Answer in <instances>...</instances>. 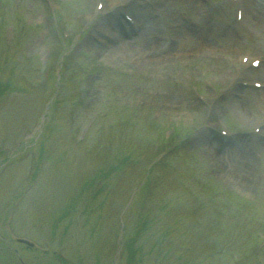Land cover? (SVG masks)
<instances>
[{
	"label": "rangeland",
	"instance_id": "rangeland-1",
	"mask_svg": "<svg viewBox=\"0 0 264 264\" xmlns=\"http://www.w3.org/2000/svg\"><path fill=\"white\" fill-rule=\"evenodd\" d=\"M119 1L0 0V264H264V0H133L137 33Z\"/></svg>",
	"mask_w": 264,
	"mask_h": 264
},
{
	"label": "bare ground",
	"instance_id": "bare-ground-1",
	"mask_svg": "<svg viewBox=\"0 0 264 264\" xmlns=\"http://www.w3.org/2000/svg\"><path fill=\"white\" fill-rule=\"evenodd\" d=\"M125 1H127L130 5L134 4L133 1H131V0H125ZM244 1H245V4H244V6H245L244 15L247 17L248 20H249L250 16L255 18L256 15L253 13L252 6H250L248 4V2L246 4V0H244ZM118 9L119 8H117V10ZM113 13L114 12H110L108 14L106 13L107 14L106 16H108V18H106V21L108 22L109 26L110 25L114 26V24H115V22L112 20V17H111ZM139 20H140V25H142L143 24V20H141V18ZM146 23H148V21ZM141 41H142V39H141ZM141 41H138L137 44H135V45H133L131 47L129 46V42L127 44L128 45L127 53H129V54L131 53V56H132V53H133L134 56L137 55L138 59H134V61L140 62V64L146 63V62H149V61H152V60L162 61V60H165V59H169L171 57L172 53H173V51L170 53V55L162 53V54H160L159 58L156 59V58H154L155 55L148 54L147 51L145 50V47H146L145 43L146 42L143 43ZM189 41H192V38ZM88 43H90V45H93V46H98L99 45V44L95 43V41L93 39H91ZM173 46H174L173 43L165 42V43L161 44L160 47H161V50H165V49L168 50V49H170ZM205 47H206V45H205ZM126 48H127V46H126ZM102 50L103 51H106V50L109 51L111 49L109 47H106V46H100V52H102ZM122 51H126L124 46L119 48L116 51L114 49H112L110 52L111 53H117V52H122ZM263 64H264V62H263ZM263 64L261 65V67L263 66ZM245 70L249 71L248 68H245ZM263 88H264V83H263ZM174 98L175 99L173 101V106L176 105L175 102H177V105L183 104L185 106V104H187V107H188L189 103L194 104V101H195V100H193V102H190L192 98H187V96L185 98L183 95H177V96L174 95ZM248 120H249V117H248ZM203 132H208L209 133L206 136L207 139H205V141L207 142L206 151L208 152L209 155L212 156V159H214V166L216 167V169L217 168L218 169L219 168H224V167H227L229 165H232V167H234V166L237 167L236 162H234L232 160V158H230V157H229V162L227 161V165L226 166H221L219 164H217V165L215 164L216 154H217L218 150H217V148L215 149L214 148L215 146L211 143V141L213 139V136H212L211 132H209L208 130H205ZM262 134H264V131H263ZM250 135H252L254 138L257 139V140H255V144H256V142L264 143V135H258L256 133L255 134L253 133V134H250ZM236 140H237V136H235L233 141H236ZM237 145H238L237 148H239V150L242 151V155H244L243 159L240 162H238V165H240V168H239L240 171H243V174H245V173H247L249 171L252 172V170H254L256 168L255 165H253V161H254L255 158H254L253 155L250 154L251 150H252V146L250 145V143L248 144L247 140H243V141L240 140V142H238ZM231 151H233V148H228V149H226V151H224V153L225 154L226 153H231Z\"/></svg>",
	"mask_w": 264,
	"mask_h": 264
}]
</instances>
